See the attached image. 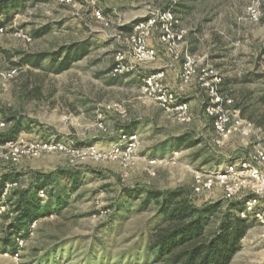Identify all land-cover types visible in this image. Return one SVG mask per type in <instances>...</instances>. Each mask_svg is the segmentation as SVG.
I'll return each instance as SVG.
<instances>
[{
	"label": "rangeland",
	"instance_id": "1",
	"mask_svg": "<svg viewBox=\"0 0 264 264\" xmlns=\"http://www.w3.org/2000/svg\"><path fill=\"white\" fill-rule=\"evenodd\" d=\"M127 1L100 0L98 9L104 12L106 5L115 7ZM145 1L149 4L143 7L144 19L136 23L158 12L175 15L178 29L186 32L187 51L192 54L188 39L196 40V54L192 55L219 72L220 89L233 101L236 124L218 147L213 125L205 115L206 93L197 78L181 96L183 101H193L191 106L196 111L186 124L144 95L143 80L157 72L154 68L158 60L137 66L134 73L112 75L119 52L130 59L127 38L135 26L126 24L122 15L113 14L107 19L110 27H105L92 18L88 0H28L10 17L1 15L4 32L0 34V73L11 68L18 72L6 87L0 81V125L4 123L0 133L12 127L7 117H13L21 121L24 130L19 137L27 141L54 137L107 151L110 148L94 142L103 145L122 128L140 124L141 146L130 165L57 153L25 158L17 165L3 158L0 181L4 175L18 178V187L11 192L29 187L35 179L33 174L51 175L59 169L78 173L80 185L69 187L64 178L59 179L55 186L58 195L53 200L46 190V198H40L43 203L52 201L54 205L61 195L65 207L59 214L39 219L34 229L22 235V247L14 240L12 247L0 242V264H158L150 250V237L164 224L148 193L183 190L195 206L209 208L205 212H209L207 231L214 232L228 201L219 185L213 191L194 195L196 174L225 170L231 165L239 167V172L242 161L264 151V0ZM182 3L189 8L183 9V17L174 12ZM36 32L43 35L36 37ZM21 35L29 36L31 42ZM159 36L160 28H154L148 46H154L167 63ZM67 47L86 48L87 53L64 73H54L55 66L48 60L34 68L21 61L24 55H50ZM173 64L179 62L172 59ZM166 79L167 74L165 84ZM192 85L198 88L200 99L194 98ZM179 137L191 138L198 145L166 157V148L178 150L173 138ZM153 159L159 162L151 166L149 160ZM240 177L244 183L238 199L257 196L264 208V193L256 194L250 174L244 170ZM146 200L149 204L144 205ZM10 207L2 210L0 204V239L5 237L10 222L4 218ZM252 221L231 264H264V223Z\"/></svg>",
	"mask_w": 264,
	"mask_h": 264
},
{
	"label": "built area",
	"instance_id": "2",
	"mask_svg": "<svg viewBox=\"0 0 264 264\" xmlns=\"http://www.w3.org/2000/svg\"><path fill=\"white\" fill-rule=\"evenodd\" d=\"M62 2H71L72 0H60ZM100 0H88V6L92 9L94 18L105 27H110V22L104 15L102 9H98ZM179 23L175 15L171 11L158 12L152 14L149 20L135 25L133 32L128 36L130 51L127 59L122 52L117 54L116 65L111 74L115 77L123 74L134 73L139 65H150L158 60L157 50L148 46L147 39L150 37L154 28H160V36L158 41L165 47L166 52L172 57L173 61L182 63V71L180 84L176 87H170L165 84L164 71L151 72L143 80L142 90L144 95L153 98L158 102L165 112L172 113L179 123H189L192 121L191 108L187 101L181 99L182 92L192 80L198 79L199 86L206 93L204 102L205 114L211 120L216 134V145L219 147L227 140L231 127L236 124L233 121V101L223 96L221 86V76L212 67L205 66L197 59L196 56L190 54L187 50L186 32L178 29ZM4 32V28H0V34ZM23 39L31 42V38L21 35ZM18 69L11 68L1 71L0 81L3 86L14 79ZM239 124V123H237ZM4 123L0 125L2 128ZM141 146L139 134L122 133L117 144L113 145L107 151H100L95 146L76 145L72 142L59 140L57 138L50 140L27 141L23 137L16 140L8 141L0 146V163L3 158L17 165L22 159H36L45 154H66L74 157H91L97 160L110 159L119 160L126 165H130L136 158ZM178 153H175L177 156ZM78 159V158H77ZM159 160H149V165L157 164ZM242 168L239 172L234 165L229 168L207 171L204 174L197 173L194 181V195L200 196L204 192L213 191L214 187L219 185L224 189L226 201H238V193L243 187L244 181L240 174L246 171L250 174L251 184L256 189V194L264 193V151L256 152L248 161H242ZM237 172H236V171ZM18 187V183L8 182L3 189V200L9 196L10 192ZM39 197L46 198V194L40 191ZM243 202L244 210L241 213L243 218L259 219L264 223V208L259 204L257 196L240 198ZM7 208V206H5ZM1 206L2 210H5ZM34 222L30 228L36 226ZM1 235V233H0ZM16 243L23 246L22 237L16 238ZM6 255H9L6 253ZM15 258H19V252L15 254Z\"/></svg>",
	"mask_w": 264,
	"mask_h": 264
},
{
	"label": "trees",
	"instance_id": "3",
	"mask_svg": "<svg viewBox=\"0 0 264 264\" xmlns=\"http://www.w3.org/2000/svg\"><path fill=\"white\" fill-rule=\"evenodd\" d=\"M27 1L0 0V16L10 17L14 11L24 8ZM3 24L0 22V28H3ZM135 24L137 23L132 24V28ZM47 32L46 29L43 34ZM34 34L36 37L43 35L38 32ZM85 50L84 48L77 50L67 47L59 53L50 55L45 53H37L34 56L24 55L21 61L34 68L42 66V63L48 60L50 65L55 66L53 72L60 74L84 58L87 53ZM209 121L211 123L210 119ZM7 122L13 123V125L9 130L0 133V146L8 141L18 139L24 130L21 121L17 118L7 117ZM173 140L176 141L177 148L182 145L184 148L198 145V142L191 138L179 137L173 138ZM33 176L35 179L29 187L10 192V198L6 201L2 198L5 184L8 182L18 183V178L4 175L0 181V204L4 207L11 206L4 216L10 221L5 229V237L0 239L5 247H12V240L15 241L16 237H22L24 233L29 232L34 222L55 213L59 214L65 207L66 202L61 199V195L58 196L57 203L54 205L52 201L43 203L38 194L40 191L45 193L48 190L46 192L53 200L58 195L55 186L59 179L64 178L69 187L78 188L80 185L78 173L62 169L56 170L51 175L37 173L36 176L35 174ZM148 200L156 205L164 224L150 237V250L158 264H231L253 224L251 218L241 217L244 205L240 199L227 202L228 206L222 213L218 228L214 232L207 231L209 212H205L209 211V208L195 206L189 194L181 189L154 191L148 193ZM148 202L144 201V205L149 204Z\"/></svg>",
	"mask_w": 264,
	"mask_h": 264
},
{
	"label": "crops",
	"instance_id": "4",
	"mask_svg": "<svg viewBox=\"0 0 264 264\" xmlns=\"http://www.w3.org/2000/svg\"><path fill=\"white\" fill-rule=\"evenodd\" d=\"M192 1L199 2V0H192ZM148 4L149 3L147 1H145V0H129L127 2H124L123 4H120V5L115 6V7H111V6L106 5L105 6L106 9L104 8L105 9L104 15H105V17L107 19L110 18L111 16H115L113 14H116V16H121L122 15L125 18V20H126L125 21L126 24L132 25L133 23L144 19V10H143L144 8L143 7L147 6ZM178 7L180 9L175 8L174 12H175L176 15L180 14V16L183 17L182 15L186 14L185 10L188 7L186 6V4H183V3L180 4ZM183 9H185V10H183ZM91 16L95 20L93 12L91 13ZM188 40H189L191 53L192 54H196L197 41L196 40H191V39H188ZM159 43H160V41H159ZM161 46H163V45L161 44ZM152 47H154V46H152ZM164 48L165 47L163 46V49ZM165 52H166V50L164 49V53ZM157 53H159V55H160V52H158V50H157ZM159 55H158V61L156 63L157 67L154 68V69L157 70V71L158 70L164 71L167 74L166 85L175 87L177 85L176 84L177 81H180V77H181V74H182L181 73V71H182V63L175 64V65L173 64L171 66L170 64H171L172 59H170L171 57L167 56V55H169L167 52L164 54V57L168 59L167 63H163L164 61ZM192 86H193V88H191L190 90L192 91V94H193L194 98L200 99V95L201 94L199 93L198 88L195 85H192ZM192 102L193 101L188 102L190 104V106L192 105ZM194 112H196V111L191 106V114H192V116H193ZM207 119H208V117H207ZM140 126H141L140 124H136V125L131 124V126H126L125 128H122L119 133L117 132L115 137L108 138L106 141H104L105 144L102 145V142H94V143L97 144V146H99L101 148H104V147L111 148L113 145L118 143L120 135L123 132L124 133H131V134L132 133H136V132L138 133ZM182 148H184V145H183V147L178 148V150H174V151L173 150L168 151L167 148H166L165 149V152H166L165 156L166 157H170L172 155V153L182 151Z\"/></svg>",
	"mask_w": 264,
	"mask_h": 264
}]
</instances>
